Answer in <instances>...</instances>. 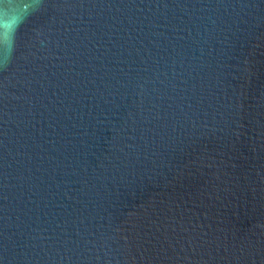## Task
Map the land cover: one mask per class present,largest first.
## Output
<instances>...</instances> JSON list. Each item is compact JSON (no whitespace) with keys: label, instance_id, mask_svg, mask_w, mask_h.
<instances>
[{"label":"water","instance_id":"1","mask_svg":"<svg viewBox=\"0 0 264 264\" xmlns=\"http://www.w3.org/2000/svg\"><path fill=\"white\" fill-rule=\"evenodd\" d=\"M13 19L0 264H264V0H40L14 36Z\"/></svg>","mask_w":264,"mask_h":264},{"label":"clouds","instance_id":"2","mask_svg":"<svg viewBox=\"0 0 264 264\" xmlns=\"http://www.w3.org/2000/svg\"><path fill=\"white\" fill-rule=\"evenodd\" d=\"M25 2L29 3V9H26L23 15H18L19 7ZM39 4L40 0H3V2L0 3V29L3 28L6 17H14L11 26V34L14 36L15 31L18 30L20 24L24 22L27 16L30 15L31 12L38 10ZM12 51V43L10 40L8 46L9 58Z\"/></svg>","mask_w":264,"mask_h":264}]
</instances>
